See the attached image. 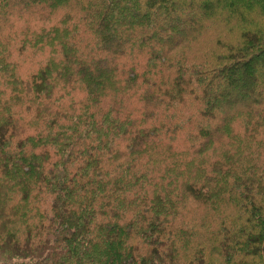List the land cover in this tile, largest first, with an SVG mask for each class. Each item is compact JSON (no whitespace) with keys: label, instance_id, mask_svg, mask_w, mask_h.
<instances>
[{"label":"trees","instance_id":"1","mask_svg":"<svg viewBox=\"0 0 264 264\" xmlns=\"http://www.w3.org/2000/svg\"><path fill=\"white\" fill-rule=\"evenodd\" d=\"M0 264H264V0H0Z\"/></svg>","mask_w":264,"mask_h":264}]
</instances>
